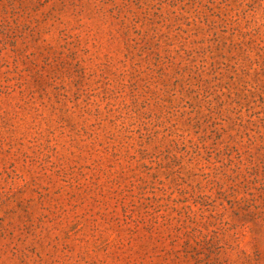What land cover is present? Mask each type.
Instances as JSON below:
<instances>
[{"label":"rangeland","instance_id":"374dc122","mask_svg":"<svg viewBox=\"0 0 264 264\" xmlns=\"http://www.w3.org/2000/svg\"><path fill=\"white\" fill-rule=\"evenodd\" d=\"M0 264H264V0H0Z\"/></svg>","mask_w":264,"mask_h":264}]
</instances>
